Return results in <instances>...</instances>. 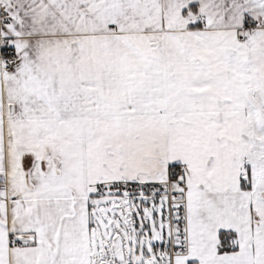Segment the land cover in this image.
<instances>
[{
	"label": "snow or ice",
	"instance_id": "obj_1",
	"mask_svg": "<svg viewBox=\"0 0 264 264\" xmlns=\"http://www.w3.org/2000/svg\"><path fill=\"white\" fill-rule=\"evenodd\" d=\"M0 264H264V0H0Z\"/></svg>",
	"mask_w": 264,
	"mask_h": 264
}]
</instances>
